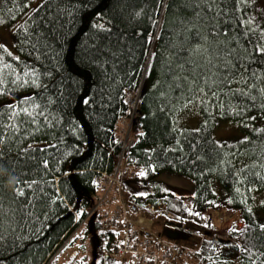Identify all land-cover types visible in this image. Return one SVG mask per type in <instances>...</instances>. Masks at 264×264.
<instances>
[{
  "label": "trees",
  "instance_id": "1",
  "mask_svg": "<svg viewBox=\"0 0 264 264\" xmlns=\"http://www.w3.org/2000/svg\"><path fill=\"white\" fill-rule=\"evenodd\" d=\"M28 1L0 0L19 54L0 47V264H45L57 253L53 264L84 242L92 254L67 264H120L102 212L87 217L96 178L117 170L129 120L134 144L118 175L129 200L210 233L220 209L243 222L230 240L199 235L186 253L174 245L186 264H264V126L251 128L264 122V29L253 3L44 0L29 11ZM193 105L199 128L179 127ZM218 120L245 138L219 143ZM164 172L193 179L195 193L155 181Z\"/></svg>",
  "mask_w": 264,
  "mask_h": 264
},
{
  "label": "built area",
  "instance_id": "2",
  "mask_svg": "<svg viewBox=\"0 0 264 264\" xmlns=\"http://www.w3.org/2000/svg\"><path fill=\"white\" fill-rule=\"evenodd\" d=\"M133 101L132 108L136 106V100ZM130 128L131 123L127 124L121 133L123 150L115 174L108 175L107 172H102L96 178V182L100 184V192L94 203L90 205L87 219L94 213L102 212L103 227L115 233L110 253L117 263L122 264L121 262L129 259L131 264H186L183 252L165 240L156 230L155 216H151L147 210L129 200L124 193L118 175L122 166L125 167L126 148L134 144L130 139ZM87 219L69 235L60 252ZM56 255L57 253L45 264H52ZM77 255V252L72 254L73 258H70L69 263H73Z\"/></svg>",
  "mask_w": 264,
  "mask_h": 264
},
{
  "label": "rangeland",
  "instance_id": "3",
  "mask_svg": "<svg viewBox=\"0 0 264 264\" xmlns=\"http://www.w3.org/2000/svg\"><path fill=\"white\" fill-rule=\"evenodd\" d=\"M44 0H29L27 2V8L29 11L36 9L39 4ZM253 3L252 10V19L255 23L261 25L264 29V0H247ZM23 22V19L18 21L16 26H19ZM14 28H9L6 26L4 21L0 18V40L1 44L5 49L15 58H19L17 52L16 42L13 36ZM134 101H131V105ZM133 115L136 110V106L132 108ZM202 121V115L198 105H193L188 112L184 113L178 118V126L181 128L189 130H197ZM131 121H126L122 123L123 129L126 128V125H130ZM264 126V122H260L256 126L251 125V128H261ZM215 139L219 142H235L241 139H244L245 136L242 134L238 124L232 122H222L217 121V125L214 132ZM155 181L163 182L168 185L174 186L179 189L188 191L191 194L195 193L196 184L195 181L189 177L181 176L177 174H172L168 172L159 173L155 177ZM211 187L218 198H225L226 191L220 185L218 180L213 179L211 181ZM264 200V192H260L257 196V200ZM156 225L155 228L160 232L161 236L167 241H171L174 245L182 248L186 253V250L195 251L199 246L201 238L199 235H214L221 237L222 239L230 240L228 236V231L233 224H236L237 229L243 227V222L238 218V215L234 211H227L225 209H220L218 212L214 213V218L217 224V230L215 232H208L205 228L199 227L193 223L184 222L179 224L178 222L167 220L164 216H156ZM179 225V229L173 228ZM172 234L174 238L172 239ZM85 244L83 249L82 243H77L76 250L67 252L64 256H60L53 264H67L71 261L73 256L72 254H84V251L92 254L91 248ZM71 258V259H70ZM190 264H197V261L193 257H188Z\"/></svg>",
  "mask_w": 264,
  "mask_h": 264
},
{
  "label": "snow or ice",
  "instance_id": "4",
  "mask_svg": "<svg viewBox=\"0 0 264 264\" xmlns=\"http://www.w3.org/2000/svg\"><path fill=\"white\" fill-rule=\"evenodd\" d=\"M244 2L247 3V0H244ZM96 26L99 27V28H103V25H96ZM0 47H3V45H0ZM256 52H257L259 55H261L262 57H264V46H262V45H257V47H256ZM261 91L264 92V89H261ZM84 103L87 104L88 101L85 100ZM25 111H27V110L25 109ZM140 175H144V173L141 172ZM21 194H22V193H21Z\"/></svg>",
  "mask_w": 264,
  "mask_h": 264
},
{
  "label": "water",
  "instance_id": "5",
  "mask_svg": "<svg viewBox=\"0 0 264 264\" xmlns=\"http://www.w3.org/2000/svg\"><path fill=\"white\" fill-rule=\"evenodd\" d=\"M138 97H139V96H138ZM138 97H137V99H138ZM137 99H136V100H137ZM173 238H174V236H173V234H172V239H173Z\"/></svg>",
  "mask_w": 264,
  "mask_h": 264
},
{
  "label": "bare ground",
  "instance_id": "6",
  "mask_svg": "<svg viewBox=\"0 0 264 264\" xmlns=\"http://www.w3.org/2000/svg\"><path fill=\"white\" fill-rule=\"evenodd\" d=\"M133 123V122H132Z\"/></svg>",
  "mask_w": 264,
  "mask_h": 264
}]
</instances>
